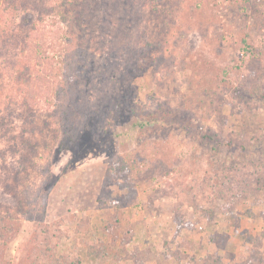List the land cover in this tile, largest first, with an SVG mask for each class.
<instances>
[{"label": "rangeland", "instance_id": "obj_1", "mask_svg": "<svg viewBox=\"0 0 264 264\" xmlns=\"http://www.w3.org/2000/svg\"><path fill=\"white\" fill-rule=\"evenodd\" d=\"M66 1L0 0V264H264V0Z\"/></svg>", "mask_w": 264, "mask_h": 264}, {"label": "trees", "instance_id": "obj_2", "mask_svg": "<svg viewBox=\"0 0 264 264\" xmlns=\"http://www.w3.org/2000/svg\"><path fill=\"white\" fill-rule=\"evenodd\" d=\"M76 0H73V1H66V2H61V4H62V6H66L67 4L68 5H72L74 2H75ZM57 7V6H56ZM114 203V202H113ZM115 203H117V202H115ZM114 203V204H115ZM119 205V204H118ZM121 207V206H120ZM118 208V210L115 212V218H114V223H113V221H110V223L108 224V227H107V235L109 236H112L113 235V233H116V232H118L121 228L119 227V226H117V223H118V220H119V218H118V215H119V209H121V208ZM175 220H178V218H176ZM178 222V224H177V229H179V230H176V232L175 233H178L179 231H180V229L182 228V229H184L185 227H183V225H181V223L179 222V221H177ZM120 228V229H119ZM187 228V227H186ZM84 231H89V227H87V229L86 230H84ZM262 235L264 234L263 232L261 233ZM99 242H101L100 240H94V239H92V240H90L89 241V243H88V249H87V255H88V257L91 255H98V257H103L104 258V256H106L107 255V252L105 251V246L103 245V244H99ZM180 246H182V245H178V246H172L173 248H172V258H177V259H179L180 261H185V264H196V263H192V259H194L193 257H190V258H192V259H189V257L187 258V255H186V253H187V250L184 252V251H182L181 249H179L180 248ZM193 246V245H192ZM191 246V247H192ZM191 247H189L188 249V251H190V252H195L194 250H199L200 248H202V245L201 246H198V247H196L195 249H193V248H191ZM176 249V251H175V253L173 252L174 250ZM136 255L138 256V255H140V256H142L143 255V253L140 251V250H137L136 249ZM169 255H171V253H166L165 255H164V257L165 256H169ZM52 258V256L49 258V259H51ZM187 260H189V262H187ZM191 260V261H190ZM182 261V262H183ZM60 262L62 263V264H80L81 263V261H80V259L79 258H75V260L74 259H67V257L66 256H62L61 257V259H60ZM29 264H38V261L36 260V259H34V260H31L30 261V263ZM130 264V263H129Z\"/></svg>", "mask_w": 264, "mask_h": 264}]
</instances>
